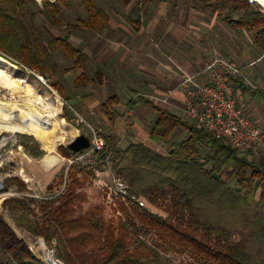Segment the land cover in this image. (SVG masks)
<instances>
[{
  "label": "trees",
  "instance_id": "16d2710c",
  "mask_svg": "<svg viewBox=\"0 0 264 264\" xmlns=\"http://www.w3.org/2000/svg\"><path fill=\"white\" fill-rule=\"evenodd\" d=\"M13 1L18 7H23L20 0ZM75 1L82 4L88 14V20L83 21L82 25L92 31H103L108 24V16L96 7L95 1ZM125 1L128 3L131 0ZM138 1L142 5L136 6L126 17L127 23L135 30L140 26L142 8L146 3L166 2ZM191 1L196 7L212 8L228 27L251 29L253 45L264 52L263 10L253 8L248 0ZM49 7L55 15V7ZM223 12H227V15H223ZM232 12H241V15L232 19ZM54 24L58 25L59 22L54 21ZM69 36L66 33L64 38L54 39L50 45L62 46L73 59L71 69H81L87 57L81 50L72 47ZM34 43L24 36L20 22L0 8V52L12 55L16 63L43 76L50 63L41 56L39 48L35 50ZM94 79L95 85L100 84V73L96 72ZM89 82L88 77L81 73L75 80V87L84 88ZM239 83L235 81L237 86H241ZM138 100L145 101L142 97ZM117 102L113 97L106 100V105ZM150 106L157 114L156 124L150 133L154 143H168L173 130L179 127L189 134L187 140L174 143L167 158L143 145L118 149L113 138L109 140L104 136L108 149L113 153V169L127 182L131 194L151 203L164 201L168 197L172 201V217L152 221L147 219L149 216L145 213L138 215L139 220L161 238L184 243L187 250L202 256L204 260L218 261L220 264H264V157L249 161L195 124L186 123L153 104ZM24 138L32 144L29 146L24 142L25 152L32 159L39 160L42 157L39 144L31 137ZM203 147L209 149L204 157L200 152ZM61 150L63 157H66V149L62 147ZM75 176H71L67 191L41 225L28 222L21 216L14 219L16 225L32 235L43 236L48 242L55 237L59 248L57 254L65 264H168L142 244H137L131 252L126 250L128 233L133 227L127 214L125 223L118 220L115 224L96 219V213L77 214L79 200L83 201L84 196L76 191L82 186V181ZM10 202L14 209L27 206L24 201ZM233 233L242 235L238 244L219 242V239H227ZM214 239L216 241L213 242ZM0 240L10 242L8 255L16 264H43L31 254L25 242L15 240L1 218Z\"/></svg>",
  "mask_w": 264,
  "mask_h": 264
},
{
  "label": "crops",
  "instance_id": "0c3cea01",
  "mask_svg": "<svg viewBox=\"0 0 264 264\" xmlns=\"http://www.w3.org/2000/svg\"><path fill=\"white\" fill-rule=\"evenodd\" d=\"M167 4L145 5L137 30L126 21L120 23L108 15V26L100 36L81 33L75 48L87 60L81 69L70 68L77 72L73 79L77 90L72 102L79 114L90 122L97 119L94 126L100 127L109 140L113 138L118 149L143 145L167 158L174 143L187 140L189 134L179 127L173 130L168 143H154L150 133L157 114H152L150 104L184 121V94L178 87L181 73L194 75L212 58L223 56L243 67L249 81L257 86L256 93L242 83L238 87L248 115L256 126L264 129V52L253 45L252 30L228 27L212 8L196 7L189 0L175 2L174 8ZM234 13L238 18L239 12ZM96 72L101 75V83L97 85L93 83ZM81 73L90 82L84 88H76L75 80ZM200 81H205V77L201 76ZM167 90H173L168 105L152 100L164 97ZM113 97L118 102L106 105V100ZM139 97L145 101L138 100ZM125 111L130 113L127 133L123 130Z\"/></svg>",
  "mask_w": 264,
  "mask_h": 264
},
{
  "label": "rangeland",
  "instance_id": "374dc122",
  "mask_svg": "<svg viewBox=\"0 0 264 264\" xmlns=\"http://www.w3.org/2000/svg\"><path fill=\"white\" fill-rule=\"evenodd\" d=\"M20 1L23 3V7L21 8L13 0H0V8L7 15L12 16L20 22L24 36L32 39L33 42L35 41V50L37 51V48L41 50V56L49 61L50 68L47 69L46 75L41 76L16 63L12 55H4V53L0 52L1 56L17 67L16 79L21 80L22 73H28L27 84L33 88L37 95L42 98L48 97V102L55 105L57 104L54 99L56 95L62 103L60 116L68 124L75 127L79 133L88 137L85 125L69 109L70 106L77 111L75 103L72 102L73 93L77 90L73 86V79L77 72L70 71L73 59L67 55L62 46L50 45V42L57 38H64L66 33H68L70 35L68 41L75 48L76 40L82 37L81 33L88 36L92 32L100 36V32L89 30L82 25L83 21L86 22L88 20V14L86 8L75 0ZM94 1L97 8L120 23L126 21V17L132 9L142 5L138 0H131L128 3L125 0ZM177 1L180 0H166L168 2L167 7L174 8L173 4ZM189 1L192 2L191 0ZM253 1L255 2L251 5L253 8H259L264 11V0ZM49 5L55 7V15L51 12ZM239 14L241 15V12ZM223 15H227V12H223ZM230 16L232 19H237V14L234 12ZM54 21H58L59 24H54ZM107 26H105V29ZM42 80L45 81V84ZM91 88L89 91H91ZM7 96L6 92H0L1 99ZM137 111L140 112V108ZM150 111L156 116V112L153 109ZM93 122L94 124L96 123L95 125L98 124L97 119H93ZM93 122L90 123L94 125ZM24 137H31L34 140L32 136L25 134L11 136L8 133H2L0 135V218L11 230L15 240L25 242L31 254L43 264H57L55 260L61 264H65L57 254L59 248L56 238H51L48 242L43 236L32 235L26 229L18 227L14 219L21 216L28 222H38L41 225L49 217V213L59 204L61 196L65 194L71 183L72 175H76L75 177L82 181V186L77 188L76 191L84 196L83 201L79 200L80 207L76 209L77 214L84 212L96 213V219L113 224L118 220L125 223V220H128L127 215L129 216L133 227L130 228L128 233L127 251L131 252L137 244H142L168 264H220L218 261L204 260L202 256L193 253L191 250H187L184 243H176L173 240L161 238L154 230L144 226L139 220L138 215H144L145 213L149 216L147 219L152 221L156 218L161 219L171 216L172 211L170 206H172V201L170 197L164 199V201L157 200L156 203H151L141 197L144 201H147L150 211L154 214L137 210L134 207L128 209L123 204L115 208L108 207L104 202L107 191L101 189V186L110 185L112 177L124 180L120 175L115 173L112 168L113 166L111 170L88 171L85 167L80 168L77 165H70L69 161L74 156L66 150L68 152L67 156L63 157L61 148H65L64 146L74 137H65L60 141L62 146H57L51 151L43 150L39 142L34 140L39 144L38 149L42 153V157L39 160H35L25 152L24 142H27L29 146L32 144L25 141ZM207 151L208 147L200 149V152L204 154L208 153ZM20 152L26 154L32 161L34 160L32 168L20 159L18 156ZM46 156H58L65 161L52 176L45 174L40 170L38 165V162ZM259 159L249 158V161H258ZM49 178L50 180H48ZM10 200L24 201L27 206L25 208L18 207L14 209ZM47 205L49 207L45 210ZM116 212H119V215L115 214ZM186 218L187 215L184 219ZM171 220L174 223V218ZM143 235L146 238L140 239V236ZM224 238L219 239L221 244L233 245L241 241L242 235L233 233L227 239ZM214 241L216 240L214 239ZM9 244V241L2 242L0 240V264H16L8 255Z\"/></svg>",
  "mask_w": 264,
  "mask_h": 264
},
{
  "label": "built area",
  "instance_id": "2783aa9c",
  "mask_svg": "<svg viewBox=\"0 0 264 264\" xmlns=\"http://www.w3.org/2000/svg\"><path fill=\"white\" fill-rule=\"evenodd\" d=\"M248 2L251 5L255 3L253 0ZM201 76L205 77V81H200ZM235 81L250 90L257 89L244 74L243 67L223 56L212 58L194 75L181 73L178 87L184 94L182 118L248 159L264 157V129L256 126L248 115L246 101ZM172 94L173 90H167L164 97L152 100L168 105ZM69 109L85 125L90 143L87 150L72 154L74 158L69 164L85 167L88 171L111 170L113 153L106 145L103 130L85 120L72 107L69 106ZM129 117V111H125L124 133H127L130 126ZM101 189L107 191L104 202L108 207L115 208L123 204L128 209L134 207L153 213L147 201L131 194L127 183L120 178L112 177L110 185H103ZM115 214L119 215V212ZM143 238L146 236H140V239Z\"/></svg>",
  "mask_w": 264,
  "mask_h": 264
},
{
  "label": "bare ground",
  "instance_id": "6f19581e",
  "mask_svg": "<svg viewBox=\"0 0 264 264\" xmlns=\"http://www.w3.org/2000/svg\"><path fill=\"white\" fill-rule=\"evenodd\" d=\"M17 70L10 61L0 56V92L8 95L0 98V135L32 136L45 151L57 147L65 137L78 135L77 129L60 116L62 103L59 98L54 96L56 105L49 103L48 97H40L27 84L28 73L23 72L21 80L16 79ZM18 156L32 168L34 160L22 152ZM64 162L58 156H46L38 165L45 174L52 176Z\"/></svg>",
  "mask_w": 264,
  "mask_h": 264
},
{
  "label": "water",
  "instance_id": "95a60500",
  "mask_svg": "<svg viewBox=\"0 0 264 264\" xmlns=\"http://www.w3.org/2000/svg\"><path fill=\"white\" fill-rule=\"evenodd\" d=\"M89 144V138L82 133H78V135L72 138V140L67 143L64 147L70 153L78 154L83 152L84 150H87L89 148ZM58 146L62 145L59 144Z\"/></svg>",
  "mask_w": 264,
  "mask_h": 264
}]
</instances>
